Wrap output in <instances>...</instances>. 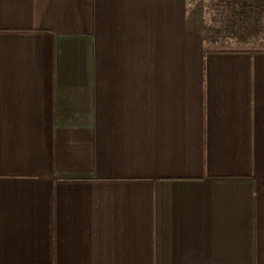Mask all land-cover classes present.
<instances>
[{
	"label": "crops",
	"instance_id": "0c3cea01",
	"mask_svg": "<svg viewBox=\"0 0 264 264\" xmlns=\"http://www.w3.org/2000/svg\"><path fill=\"white\" fill-rule=\"evenodd\" d=\"M187 0H0V264H264V46Z\"/></svg>",
	"mask_w": 264,
	"mask_h": 264
},
{
	"label": "trees",
	"instance_id": "16d2710c",
	"mask_svg": "<svg viewBox=\"0 0 264 264\" xmlns=\"http://www.w3.org/2000/svg\"><path fill=\"white\" fill-rule=\"evenodd\" d=\"M209 45H264V0H187ZM206 24L200 26L204 22Z\"/></svg>",
	"mask_w": 264,
	"mask_h": 264
},
{
	"label": "rangeland",
	"instance_id": "374dc122",
	"mask_svg": "<svg viewBox=\"0 0 264 264\" xmlns=\"http://www.w3.org/2000/svg\"><path fill=\"white\" fill-rule=\"evenodd\" d=\"M206 17H207V15L205 14V15H204V22L201 23L200 26H203L204 24H206V22H205V21H206ZM221 46H223V45H221ZM225 46H226V45H224V47H225ZM231 46H232V47H241V48H242V47H249V46H255V45H250V44H244V45H239V46H236V45H227V47H231ZM257 46H259V45H257ZM263 46H264V45H263Z\"/></svg>",
	"mask_w": 264,
	"mask_h": 264
}]
</instances>
